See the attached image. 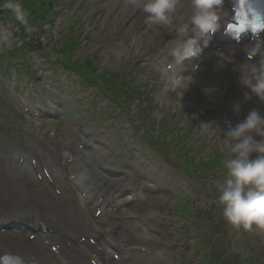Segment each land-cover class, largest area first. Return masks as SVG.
Instances as JSON below:
<instances>
[{
  "label": "rangeland",
  "instance_id": "374dc122",
  "mask_svg": "<svg viewBox=\"0 0 264 264\" xmlns=\"http://www.w3.org/2000/svg\"><path fill=\"white\" fill-rule=\"evenodd\" d=\"M92 2H96V0H92ZM115 4L116 2L108 9L110 15L114 13V11L111 12V10L114 9ZM118 8L125 10L126 3H123L121 6L119 3ZM144 18L145 15L142 13L135 19L134 22H129V26L125 32V34L128 35L127 41H125L124 38H120L118 35L113 36L112 39L109 40L110 42H116L113 46V57L108 55L103 49L104 44L100 37V30L104 32L103 24L105 23L106 15H104L99 22H92L91 30L97 29V31L93 33V40H91L90 43H85L84 45H86V49L88 51H96L101 48L98 55V64L101 69H107L111 71L112 74H114V72H119L122 79H126L129 73L135 75V80L140 86V91L138 92L139 100L145 102L144 105L146 106L145 110L143 109V112L145 115H149L150 113L155 125H158L161 120L165 118L172 119L174 124L180 123V121L175 122L174 120H179L182 116L189 117V121L191 119H195L198 121L195 133L198 134L202 131L205 132L203 136L205 141L203 143L205 150L199 151L201 152L200 157H206L208 153L207 151L210 149V141L213 138L217 144L212 143L211 146L218 147L224 154L226 153L230 155L227 138L224 136L223 131H219V128H217L218 126L215 128L211 125L212 111L210 104L202 105L194 92L193 98L189 97L186 99L187 96H183L178 90L171 93L168 97L163 96L158 98V95L163 90L156 91L153 83L157 82L160 88L165 85L161 78L160 67L157 60L158 54L160 53L159 49L162 47V44L156 37L157 30L155 27H146L143 29L141 22ZM89 22L90 21L88 19V23ZM114 26L115 24L111 26L109 35L112 34ZM141 29H143L142 34H140ZM142 37H144V39ZM118 40L121 41L118 42ZM134 41L136 43H134ZM124 44H126V47L122 50V46ZM142 44H149L146 48L148 51L147 59L139 58L137 56V51L140 49V45ZM148 59H150L151 62H147ZM142 63L144 68L140 70L139 66ZM41 69L44 70L46 68L41 67ZM34 71L35 69L32 70V72ZM105 72L108 73L106 70ZM12 73L15 74V71L10 72V74ZM37 75L43 77V73ZM55 75V78H58L59 75ZM0 76L7 77L8 74H5L4 71L0 74ZM63 76L65 77L66 75L63 74ZM64 77L62 81L64 84H66L67 81L76 80L75 77H68L67 79ZM10 79L12 80V77H10ZM72 86L74 85L69 84L68 88L73 90L71 88ZM74 91L76 93H72L74 94L72 100L78 98L81 100L80 93H86L87 90L85 88L81 89L80 87L79 89H74ZM205 96L207 97L206 93ZM6 99L8 98H5L3 93L0 92V132H3L2 134L6 133L10 135L9 131H12L10 127H17L19 122L15 112L9 105L10 103ZM215 100L216 99H214L213 102H215ZM191 102L196 103L197 106L189 110ZM73 105L79 108V110H84V108L90 107L91 105L92 109L94 108L96 111L100 108H106V101L101 95H96L91 101L83 102L81 105L73 103ZM117 112L122 117L115 122H110V116H103L100 118V123L108 129L113 126L118 129L117 134L113 136V140L116 145L119 146V153H122L125 150V143L129 137V133L125 132V130L120 126L121 123H124L122 118L125 120L128 119L127 123H133L134 119L132 116H128L131 112H133L130 110V107L124 111ZM81 119L82 120L70 119L68 120V123L81 122L82 124H88L92 121V119H86L85 115L81 116ZM183 124L184 123L177 126L181 127ZM135 125H137V123H135ZM150 127L154 128L152 124ZM143 134L144 130H140V132L133 137L130 145L128 146V152H126L127 159H123V162L130 158V151H135L137 156H143L142 160H147L155 167L162 168L158 158L151 154L146 148H142L141 151L138 150L137 143L139 137H143ZM60 139L61 137H59V140ZM142 146L145 147L143 144ZM209 153L214 155L216 154V151H211ZM177 163L180 164L181 162L177 161ZM214 163L217 162L215 161ZM178 170L180 171L181 181L175 184V187L171 192L172 197L168 196V198H166L167 201L165 200L162 203V206L158 207L159 211L152 210L149 212L148 217H150V219L145 222V226L147 228L155 231L159 222L164 223L162 226L164 231L159 230V233L162 235L159 238V240H162L159 245L161 247L168 248L169 251H165L163 249L159 250L156 247L159 240L157 241V244H153L152 248L154 247L164 256H169L168 259L166 258L164 260L165 264H235L236 262H244V257L247 253L252 255L258 253V251H261V258L258 254V259L264 264V246H259L258 241L255 240L253 236H247L244 239L245 235L250 232H246V230L242 227L240 229L233 227L227 223L222 215L223 207L218 200V195H220L219 185L222 184L225 179L219 169H215L209 175H201V172L199 173V171H194L190 174L183 168H178ZM206 176L209 177V180L207 179L208 182L203 185L202 177ZM180 205L182 206L180 207ZM166 223L175 225V227H169L165 225ZM209 223L213 224L210 225ZM218 229L224 230L223 236L217 234L216 231ZM260 236V239L264 240L262 232ZM236 238L239 239V241L236 240ZM225 244L227 246H225ZM229 244H234L235 246H238L237 248L239 249L243 248V252L246 254L244 255L240 252L236 253V251L232 249Z\"/></svg>",
  "mask_w": 264,
  "mask_h": 264
},
{
  "label": "clouds",
  "instance_id": "9594fccd",
  "mask_svg": "<svg viewBox=\"0 0 264 264\" xmlns=\"http://www.w3.org/2000/svg\"><path fill=\"white\" fill-rule=\"evenodd\" d=\"M179 3L180 0H130L133 8H141L147 14L146 23L157 26L173 25ZM222 3L223 0H190L188 22L177 29L178 39L168 53L172 62L160 68L162 77L171 84L187 81L181 88L185 89L193 83L191 76H178L175 69L186 59L197 57L201 52L200 41L204 40L206 45L207 39L220 29ZM3 7L10 10L19 23L27 24L28 13L21 0H6ZM254 36L257 43L249 61L264 46V41L258 39L259 32ZM14 39L13 32L0 25V44L10 45ZM238 66L241 84L264 102V61ZM208 91L205 89L206 94ZM224 136L230 156L225 161L228 178L219 185L222 215L235 228L249 229L252 225L264 228V114L252 109L242 121L229 123Z\"/></svg>",
  "mask_w": 264,
  "mask_h": 264
},
{
  "label": "bare ground",
  "instance_id": "6f19581e",
  "mask_svg": "<svg viewBox=\"0 0 264 264\" xmlns=\"http://www.w3.org/2000/svg\"><path fill=\"white\" fill-rule=\"evenodd\" d=\"M181 2L182 4H185L186 11L188 6H190V2L187 0H182L180 1V3ZM190 14L191 12L188 14V18L190 17ZM228 17L229 15H227L225 18ZM118 35L123 36L127 41L128 36L124 33V31H122L121 34ZM134 43L136 42L134 41ZM173 46L174 44L172 45V47ZM254 46H256V44H254ZM124 47H126V44H124ZM206 50H209V47H207ZM203 61H205V59ZM203 61H201L200 63H202ZM240 64H243V62L234 56H232L231 59V56L226 57L223 54H217L214 52L211 53L204 62V66H215L216 68L220 67L222 69V75L225 78L224 83L226 88L224 90H221V93H227L229 89L233 88V86L227 84L229 77H231L233 81L237 78L236 83L239 82L241 84L240 73L238 72V65ZM237 72L238 76L235 75ZM209 77L212 76L209 75ZM203 81H206L207 86H211V81L208 78L205 77ZM202 86L204 87V85ZM250 95L254 94H252L248 89L247 93H245V97H243L244 101L250 100ZM240 96L242 97V95ZM262 105H264V102H261L259 98H257L252 108L259 109ZM56 156L57 154L55 153V157ZM60 158L61 156H58L57 161L63 162L64 159L61 160ZM96 159L97 156L92 155L91 162L95 163ZM51 165L53 166L52 163ZM46 167L52 174L53 171L48 166ZM95 168L98 169V167ZM64 169L66 170L67 175L64 173H60L61 178L57 177V181L59 182V184H53L61 191H67L66 195H61L60 197L54 196L52 194H50V196H42L41 194H38L37 190L39 191V187H42V184L38 182V180L34 183L32 180L26 178V176V180L24 179V181H26L25 186H22V183L20 185V182L14 177L9 178L10 180L6 182L5 186L0 185V225L1 228L5 229V232L3 234H0V257L3 254H15L37 264H87L85 253L87 249L89 250L91 249V247H89L86 243L76 242V238L79 234H82V236H87L89 238L93 237L92 234L90 236L89 234L84 233L85 229L88 227L87 225H85V223L90 218L92 210L97 207V205L95 203L96 199H91V197L82 198L81 196V198L83 199L82 202H78L77 199L78 195L85 194V190L91 186V170L88 171L89 176H85L83 178V184L72 186L68 176H70V172L74 168L64 166ZM35 170L37 169H32V171ZM110 171H112V169H110ZM112 172L119 173L120 171L115 170ZM31 173L33 174V172ZM2 176L3 179L4 177L6 179L8 177L7 175H5V173L2 174ZM107 177L109 176L107 175ZM148 181L153 180L148 179ZM13 188L14 190H19L18 197L15 196L14 190H12ZM129 192H131V190ZM74 194L75 196H73ZM12 200L13 203L11 202ZM89 201H92L93 204H89ZM125 202L126 200H116V197H114V199L109 200L106 205L105 201H103L98 208L102 210L103 205H105L106 209L109 204L118 205ZM103 211L105 210H102L101 216L98 220H91L89 223L91 230L96 231V233L97 227L99 226V233L97 235L98 237H100V240L102 241L101 243L106 247H109L112 245V243L108 241L104 243V238L106 236L103 235L108 234L107 231L111 228L110 224L112 223L111 218L115 216V214H112L110 212L105 214L103 213ZM118 212L120 213L121 210ZM71 215H73L76 220L81 218L83 219V221L79 222V224L75 226H73V224L71 223L65 224V222L69 219V217H71ZM123 216H125V218H122V222L124 223L123 231L125 230L127 232L128 229H131L132 231H130V233L132 235L126 236L127 233H124L126 237L124 236V238H120L126 240L123 241L121 246H123V248L129 249V251L127 252V254L129 255L128 259L124 262H121V264H135L136 262L133 261L132 256L138 254L132 249L131 242L135 243L137 241V243H140L141 241L145 240L149 242L152 239L151 236H149V233H147L145 229H142V226L139 224V222L135 221V219L129 218L126 215ZM103 221L109 222L102 223ZM35 222H37V224H35ZM28 225H39L38 230H40V228L42 227L45 230H51V232L46 231L43 234L45 238L37 237L36 240L29 242L26 240V232H24L25 228ZM58 225L62 227V229H58ZM45 240H48L46 245L44 244ZM257 240H259V236L257 237ZM260 242L263 243V240H260ZM49 244L51 246H58L57 252L54 253L50 250L48 251L47 247ZM92 252L102 264L107 263L108 260L106 254L98 253L96 251ZM260 253L261 251H258L259 256ZM141 256L142 254L139 253L138 257L140 258L141 262L144 263L145 260H143Z\"/></svg>",
  "mask_w": 264,
  "mask_h": 264
},
{
  "label": "snow or ice",
  "instance_id": "6c2138e0",
  "mask_svg": "<svg viewBox=\"0 0 264 264\" xmlns=\"http://www.w3.org/2000/svg\"><path fill=\"white\" fill-rule=\"evenodd\" d=\"M2 259L6 262V264H7V262H8L9 260H11L10 257H3Z\"/></svg>",
  "mask_w": 264,
  "mask_h": 264
}]
</instances>
